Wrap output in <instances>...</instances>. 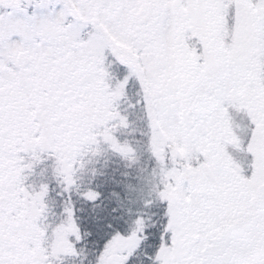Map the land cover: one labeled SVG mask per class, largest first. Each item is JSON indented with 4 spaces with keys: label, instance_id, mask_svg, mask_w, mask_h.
<instances>
[{
    "label": "snow or ice",
    "instance_id": "snow-or-ice-1",
    "mask_svg": "<svg viewBox=\"0 0 264 264\" xmlns=\"http://www.w3.org/2000/svg\"><path fill=\"white\" fill-rule=\"evenodd\" d=\"M0 264H264V0H0Z\"/></svg>",
    "mask_w": 264,
    "mask_h": 264
}]
</instances>
